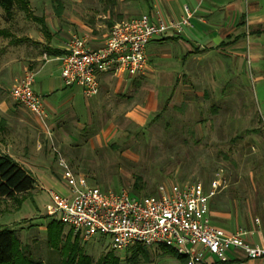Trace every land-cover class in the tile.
I'll return each instance as SVG.
<instances>
[{
    "label": "rangeland",
    "instance_id": "obj_1",
    "mask_svg": "<svg viewBox=\"0 0 264 264\" xmlns=\"http://www.w3.org/2000/svg\"><path fill=\"white\" fill-rule=\"evenodd\" d=\"M26 3L27 9L17 0L10 15L0 5V30H11L16 35L24 32L21 27L26 24L25 30L36 38L40 23L29 15L42 14L54 25H70L67 43L74 34L89 36V31L75 26L77 22L82 27L103 22L104 0ZM253 31L250 26L244 27V37L235 50L239 60L228 72L217 70V80L197 64L189 81L182 73H164L131 87L127 99L106 90L111 94V110L146 105L153 99L143 128L135 123H126L125 128H102L108 127L110 120L112 125L123 126L122 118L96 114L86 130L79 128L88 116V107L78 86L57 95L65 102L74 93L75 99L64 107L78 105L76 111L81 118L69 113L60 128H47L45 122L32 119L29 110L11 95L12 76L18 72L13 62L24 54L22 47L17 48L22 41L13 42L15 37L0 35V94L13 103L17 113L7 122L18 145L11 151L23 157L26 145L23 166L59 174L64 185L60 156L70 161L76 175L88 176L92 185L115 191L125 188L140 195L153 194L159 184L171 182L201 181L208 191L212 181L218 179L220 186L210 200L212 221L232 231L240 227L253 230L264 223V34ZM44 72L35 79H42ZM176 75L181 80L177 85ZM36 185L27 193L0 198V228L16 230L17 245L30 261L77 264L85 255L88 264H182L175 255L165 253L161 245L132 244L114 250L109 235L98 233L86 238L76 233L47 212L51 188L44 189L37 181ZM75 245L77 255L71 260ZM138 245L147 249L148 259L133 263L130 258Z\"/></svg>",
    "mask_w": 264,
    "mask_h": 264
},
{
    "label": "built area",
    "instance_id": "obj_2",
    "mask_svg": "<svg viewBox=\"0 0 264 264\" xmlns=\"http://www.w3.org/2000/svg\"><path fill=\"white\" fill-rule=\"evenodd\" d=\"M193 16L194 11L186 7L180 19L168 22L150 13L123 19L110 27L98 47L90 46L89 36L74 34L59 56L64 85L78 86L92 97L101 90L103 73L127 77L144 73L149 42L194 27ZM35 75L26 70L16 78L11 95L45 122L43 98L34 90ZM59 163L66 191L49 189L47 212L86 238L109 235L114 250L132 244L172 247L187 257V264H202L207 254L225 260L231 252L248 259L264 258V245L249 240L254 230L232 231L212 221L210 200L220 186L218 179L208 191L201 181L171 182L159 184L153 194L140 195L125 188L115 191L92 185L86 176L76 175L62 156Z\"/></svg>",
    "mask_w": 264,
    "mask_h": 264
},
{
    "label": "crops",
    "instance_id": "obj_3",
    "mask_svg": "<svg viewBox=\"0 0 264 264\" xmlns=\"http://www.w3.org/2000/svg\"><path fill=\"white\" fill-rule=\"evenodd\" d=\"M104 3L103 22L98 21L89 27H82L79 22L75 25L79 30L84 28L89 31V44L92 47H98L103 43L114 23L143 13H150L155 19L160 17L168 22L180 19L185 8L188 7L194 11L192 20L195 25L194 27L186 26L182 33L170 32L166 36L151 40L147 46L149 61L144 73L133 77L114 75L111 72L101 74L100 93L92 97H86L83 94L86 99L84 105L88 107V116L79 127L82 130L89 128L96 114H111L113 117L122 118L123 126L119 127L117 123L112 125L110 120L107 121L110 122V125L108 127L103 125L102 128H125L126 123H135L143 128L153 107V99H149L146 105L138 103L130 109L126 107L123 110H111L108 109L111 103V94L106 90L111 89L114 93H118L121 99H127L128 96L125 95L131 87H139L143 81L156 79L164 73L173 72L177 75L182 73L189 81L192 78L191 75L195 74L197 64L210 71V77L217 80L215 75L217 70L228 72L239 60L235 50L244 37L245 26H250L255 31H253L254 34H264V0H104ZM29 16L40 23V30L36 31V38H33V35L25 30L26 24L22 25L23 28L21 27L23 33L15 35L11 30H3L0 33V35L6 34L15 37L11 40L13 42L22 41L19 44L22 46L17 48L22 47L21 50L24 51L21 57L14 59L13 67L18 72L12 76L13 83L10 87L12 88L16 78L21 76L26 69L35 71L36 75L45 70L42 79H35L34 90L43 97L47 112L45 121L47 128H60L63 126L61 122L69 113L76 118H81V115L76 111L78 105L76 108L74 105H70L68 108L64 107L65 104L75 99L74 93L65 102L57 95L59 91L68 89L61 77L59 56L66 50V39L71 32L70 25L64 22H57L54 25L48 17L42 14L34 13ZM259 56L260 54H256V57ZM49 64L53 65L48 67ZM177 75L176 85L181 82ZM167 102L169 103L168 99ZM16 114L13 103L7 101L6 97L0 94V151L11 155L23 166L24 162L21 158L27 156L25 155L26 145H23L25 149L23 157L12 152L11 149L18 145L14 142L15 137L7 126L8 117H14ZM30 115L32 119L39 120L31 112ZM19 121L22 119L19 118ZM95 141L93 140V142ZM64 159L71 165L68 159ZM26 169L30 170L35 180L40 182L44 189L55 187L59 191H64L63 189L66 188L58 178L59 174L43 169L38 171L28 167ZM79 174L89 175L85 172ZM60 175H62L61 172ZM255 227L252 228L254 232L249 236V240L264 245V223ZM205 264H264V258H241L238 254L231 252L227 259L220 260L207 254Z\"/></svg>",
    "mask_w": 264,
    "mask_h": 264
},
{
    "label": "trees",
    "instance_id": "obj_4",
    "mask_svg": "<svg viewBox=\"0 0 264 264\" xmlns=\"http://www.w3.org/2000/svg\"><path fill=\"white\" fill-rule=\"evenodd\" d=\"M17 0H0V5L4 7L7 15H10L15 2ZM22 1L24 8L27 9L26 0ZM2 30H0V33ZM168 103V102H167ZM36 180L33 175L25 167L20 165L11 155L0 151V198L13 197L17 194L27 193L34 189ZM138 184L135 183V187L138 188ZM137 194L136 192H133ZM16 230L11 227L0 228V264H41L40 262L30 261L21 253L18 247ZM164 252L173 254L182 264H187V257L184 254L179 253L175 248L162 245ZM75 251L70 253L71 260H74ZM20 253V254H19ZM69 257V258H70ZM82 257V256H80ZM140 258L143 260L148 259L147 249L144 246L138 245L135 248L130 260L133 263L139 262ZM88 259V258H87ZM83 255V258L77 264H88V261Z\"/></svg>",
    "mask_w": 264,
    "mask_h": 264
}]
</instances>
